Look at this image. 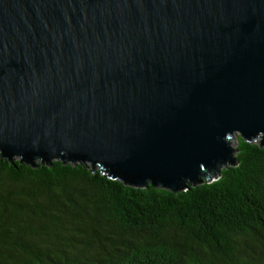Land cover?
Here are the masks:
<instances>
[{"label":"water","instance_id":"95a60500","mask_svg":"<svg viewBox=\"0 0 264 264\" xmlns=\"http://www.w3.org/2000/svg\"><path fill=\"white\" fill-rule=\"evenodd\" d=\"M264 151V0H0V157L192 195Z\"/></svg>","mask_w":264,"mask_h":264},{"label":"trees","instance_id":"16d2710c","mask_svg":"<svg viewBox=\"0 0 264 264\" xmlns=\"http://www.w3.org/2000/svg\"><path fill=\"white\" fill-rule=\"evenodd\" d=\"M192 195L0 157V264H264V151Z\"/></svg>","mask_w":264,"mask_h":264},{"label":"rangeland","instance_id":"374dc122","mask_svg":"<svg viewBox=\"0 0 264 264\" xmlns=\"http://www.w3.org/2000/svg\"><path fill=\"white\" fill-rule=\"evenodd\" d=\"M233 146L236 148V146H237V141L236 140H233Z\"/></svg>","mask_w":264,"mask_h":264}]
</instances>
